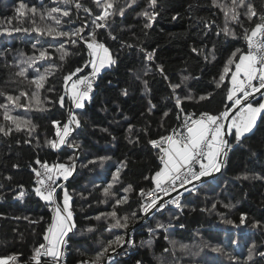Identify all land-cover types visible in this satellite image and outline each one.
I'll use <instances>...</instances> for the list:
<instances>
[{
	"label": "trees",
	"instance_id": "1",
	"mask_svg": "<svg viewBox=\"0 0 264 264\" xmlns=\"http://www.w3.org/2000/svg\"><path fill=\"white\" fill-rule=\"evenodd\" d=\"M111 2V15L100 21L104 9L95 0H0V127L11 129L0 132V260L35 261L36 249L46 244L55 214L36 195L35 174L41 164L52 163L70 172L56 193L62 209L65 191L70 197L75 225L65 240L66 264L103 263L110 254V264H264V111L240 140L235 131L229 134L222 171L185 190L180 211L159 207L141 222L140 208L141 192L151 190L163 170L162 148L151 141L177 126L180 109L195 115L230 109L232 77L247 53L244 32L251 35L262 23L264 0H245L244 6L240 0ZM248 4L258 13L251 20ZM228 9L239 14L237 20L232 12L226 16ZM144 11L158 13L151 27H145ZM77 30L80 36L56 35ZM93 32L111 62L98 70L84 107L74 109L79 125L73 123L61 144L57 133L73 108L72 79L94 70L86 43ZM40 75L45 79L37 88L33 81ZM251 102L262 104L264 92ZM117 220L127 226L114 227ZM116 236L123 240L109 247ZM98 253L103 255L97 261Z\"/></svg>",
	"mask_w": 264,
	"mask_h": 264
},
{
	"label": "snow or ice",
	"instance_id": "2",
	"mask_svg": "<svg viewBox=\"0 0 264 264\" xmlns=\"http://www.w3.org/2000/svg\"><path fill=\"white\" fill-rule=\"evenodd\" d=\"M97 5L101 6L104 11L103 14L97 16V20L104 21L106 18L111 15L108 11L110 8L113 7L111 0H95ZM133 3L136 0H132ZM233 4L236 3V0H232ZM213 3H216V0H213ZM156 4V0H150V6H154ZM245 0H240V5L244 6ZM220 7H224L223 5H219ZM25 5L21 3L20 9H23ZM76 7H81L80 4H77ZM248 12L246 15L248 19L251 20L252 17H256L258 13L256 12L253 5L248 4ZM32 12H35L36 9H31ZM60 9H52V12H59ZM228 12H232L231 19L237 20L239 14L235 13L233 9H228L226 11V16ZM69 13L64 11L63 15L67 16ZM121 15L123 14V10H121ZM158 13L156 12H148L144 11L142 13L148 19V23L145 24V27H151V21L154 20L155 16ZM259 20L262 23H257L255 27L251 30V35H248V30L245 29L244 38L247 41L249 51L246 55L240 56V62L236 64V73L237 75L243 72L244 76L246 77L245 81H237L236 75L232 77V83L235 86L234 89L230 90L228 93V99L232 100L235 105H240L243 100H247V98L254 92L260 91V89H264V14L259 15ZM59 23V21H57ZM96 27H103V24H96ZM20 31L21 29H16ZM39 31V29H35ZM23 31H28V29H23ZM228 35H234L233 32L229 31V29L225 28L223 30ZM49 35L53 34V30L48 31ZM80 30H77L73 33L67 32H57L56 35L59 36H80ZM260 34L261 39L255 40L254 38ZM93 40L92 42L87 43V47L92 50L93 53L97 52L98 49H102L105 58H108V49L105 48L102 44H98L95 42V33H92ZM115 39V37H113ZM75 43V41H72ZM195 51V49H194ZM258 54V55H257ZM41 57L45 56L44 52L40 53ZM235 55V53L233 54ZM153 54L148 53L147 59L151 60ZM63 59V55L61 56ZM34 58H29V63H31ZM233 60L229 59L228 64H232ZM261 65V67H257V65ZM104 61L101 60L100 66L103 67ZM94 72L98 71L95 64L93 65ZM38 71V70H37ZM80 71V69H77ZM225 73L229 71V68L224 69ZM259 73V75H257ZM20 76L25 75V70H21L19 73ZM72 75L70 74L66 77V80H71ZM45 79L44 75H40L35 81L37 88L43 87L41 83ZM187 79V78H186ZM224 76L220 77L222 81ZM258 80L259 84L254 85L252 81ZM85 84V80H78L71 85V96L75 102V106L77 108H83V100L88 97V93L91 90V85L88 84L84 90H81L78 85ZM178 87V86H175ZM247 89H250L247 90ZM238 92H243V98L237 96ZM22 95H26L22 93ZM35 95V94H34ZM236 97L234 100L233 98ZM204 99V97H201ZM9 101L13 100V97H8ZM18 101L19 98H16ZM61 105H63V97H60ZM177 104L180 103L179 98L177 99ZM0 107H4L0 105ZM264 111V103L260 104L258 107H253L252 103H247L246 106L242 109V116L240 119H234L231 124V128H235V138L240 140L244 137L247 133L251 132L253 127L255 126L257 116ZM229 113L227 111L223 112L221 116H211L207 113L201 115L199 119L192 120L190 123L188 120L185 121V127L187 134L184 135L182 133H174V135H169L163 138V142L168 144L167 148H162V151L165 153L166 159L164 156L161 157V160L164 162V169L160 172L156 173V188L153 189L154 192H164L165 195H168V189L163 187V182H167L173 190L175 189L176 181L180 182V187H184L185 184L191 183L194 180H199L201 177L210 175L213 170L219 171L222 161L219 159L224 149L228 146V142L223 139L222 131L224 130V123L223 119L228 117ZM6 119H12L13 123L16 122V118L9 117L6 115ZM28 123V122H25ZM54 123L59 124V121H54ZM75 123L77 126L79 125V120L72 116L69 120L68 124ZM68 124L64 126L63 136L59 143H64V137L68 135ZM19 127V126H17ZM11 129L5 131L3 127H0V132H4L5 135H8ZM230 131V129H229ZM60 134L59 131L57 133ZM153 145H159L160 142L158 141H151ZM53 147L57 146L56 142H52ZM226 154V153H225ZM206 159V162H205ZM39 163V161H37ZM199 164V171L196 170L195 165ZM47 168V165H45ZM57 167V166H53ZM58 169L62 171L64 174L65 179L67 175L70 174L69 170L65 167V165L61 164L58 166ZM119 172V169H117ZM37 175H40L37 173ZM56 178L55 173H46V179L50 183L47 185L44 191H41V188L44 187V181L41 180L39 183L41 187H37L35 189V193L38 196H41L46 201H52L53 194L55 192V187L53 185L54 179ZM116 177L114 176L113 179ZM108 188H105V193L107 194L109 191ZM131 186H129L130 188ZM127 190V189H126ZM21 196L23 193L20 194ZM141 195H146L145 193L141 192ZM147 195H151V193H147ZM69 196L67 192L64 193V205H63V212L66 213L62 214V209L58 206L56 208V215L54 217L53 224L49 227L48 233L44 239L48 241L47 246L41 244L39 248L36 249L35 254V261L36 264H40V258L42 255L48 256L52 258L53 264H58L62 256L61 247L65 244L64 237L72 230L75 226L74 222L72 221V212L69 210L68 200ZM162 197L157 195L156 200H152L149 202L145 207L144 211L147 212L152 207L156 206L158 200H161ZM119 203V201H118ZM172 203H176L177 207H179L178 201L174 200ZM115 216V213H112ZM127 219V218H125ZM126 224H121L119 220L116 221L114 227H126ZM159 227H163V225H158ZM123 240V237L116 236L115 240L109 241V247L113 244H117ZM40 249H44V252L41 253ZM108 249L105 248L104 252H107ZM103 253H98L97 261L102 257ZM264 255V253H261ZM8 259L15 260V257H9ZM249 259H251V253L249 254ZM0 264H7V260H0Z\"/></svg>",
	"mask_w": 264,
	"mask_h": 264
},
{
	"label": "built area",
	"instance_id": "3",
	"mask_svg": "<svg viewBox=\"0 0 264 264\" xmlns=\"http://www.w3.org/2000/svg\"><path fill=\"white\" fill-rule=\"evenodd\" d=\"M254 39H255V40H260V39H261L260 34H258L257 37H255ZM246 46H247V53H248L249 48H248V44H247V43H246ZM257 55H258V54H257ZM257 67L259 68V67H261V65L258 64ZM98 74H99L98 71H95V72H94V70H93V71H91L90 73H86V74H84L83 76L80 77V80H85V84L79 85V87H80L81 90H84L88 84L91 85V90L89 91V93H88V97L86 98V100L89 99V98L94 94V92H95V83H96V80H97ZM257 75H259V73H258ZM245 80H246V77H243V78L241 79V81H245ZM252 83H253L254 85H257V86H258L259 81H258V80H254V81H252ZM234 87H235V86H234ZM234 87H233V89H234ZM247 90L250 91V89H247ZM243 95H244L243 92H238V93H237V96L240 97V98H243ZM235 98H236V97H234L233 100H234ZM230 102L233 103L232 100H230ZM73 111H74V108H71V110L69 111L68 121H67L66 124H68V122H69V120L71 119V117L74 116V112H73ZM222 113H223V112H222ZM222 113H219V114H217V115H211V114H209V113H207V114H208V115H211V116H221ZM203 114H204V113H203ZM201 115H202V114L195 115V114H193V113H191V112H187V111H185V110H183V109H180V112H179V115H178V120H179V122H178L177 126H175L174 128L171 129L170 133H169L167 136H169V135H174V133H182V134L186 135L187 132H186V127H185V121L188 120V122L190 123L192 120L199 119V118L201 117ZM226 119H227V118H226ZM226 119H223V123H224V125H225ZM66 124H64L62 127L59 128V133H60L59 135H60V138H61V136H63L64 126H65ZM69 125H70V129L68 128V135H67L66 137H64V141L67 140V139L72 135V132H73V130H74V125H73V123H72V124H68V127H69ZM224 135H225V133H224V130H223V131H222V137H223L224 140H226L225 137H224ZM167 136H166V137H167ZM158 142H160V144L157 145V146H159V147H161V148H167V147H168V144L165 143V142H163V139L160 140V141H158ZM224 152H225V149H224ZM224 152H222L221 155H222ZM221 155H220V158H221ZM162 156H164V157L166 158L165 153H164L163 151H162V153H161V157H162ZM220 158H219V159H220ZM162 161H163V160H162ZM205 162H206V159H205ZM45 165H47V168L45 167ZM53 166H57V167H53ZM58 166H59V165H57V164H52V163H51V164H41V165L38 167V169H37V171H36V174H35V188H37V187H41V185H40L39 182H40L41 180H43V181H44V187L41 188V191H44L45 188L47 187V185L50 183V182L47 181V179H46V173H49V170L51 171V173H55L56 178L54 179V182H53V185H54V187H55V192H54V194H53V199H52V201H47V208H48V210L53 211L55 215H56V208L59 206L58 203H57V199H56V193H57V189H58V187H59L60 184H61V183H60L61 178L63 177V176H62V171L58 169ZM195 168H196L197 171H199V164H196V165H195ZM37 173H39L40 175H37ZM194 181H196V180H194ZM194 181H192V182H194ZM192 182H191V183H192ZM188 184H190V183H188ZM185 185H187V184H185ZM163 187H165V188L168 189V193H169L168 195H170L171 193H173V192L177 191L178 189L182 188V187H180V182H179V181H176V185H175V189H176V190H173L172 187H170L169 184H168L167 182H163ZM155 188H156V183H155L154 187H153L151 190H148V191H144V192H143V193H145L146 195H141L140 208H141V211H142L143 214H146L148 211H150L152 208L155 207V206L152 207V208L149 209L147 212L144 211V207H145L149 202H151L152 200H156V199H157V195H159V196L162 197V198H165L166 196H168V195H165L164 192H158V193H157V192H154L153 189H155ZM147 193H151V195H147ZM183 196H184V195H183V192L177 194V195L174 196L173 198L168 199V200H166L165 202H163V204L160 206V208L164 209V208L170 206V207H175L177 210L180 211V210L182 209ZM174 200L178 201V203H179V207H177L176 203H172V201H174ZM158 203H159V200H158L157 204H158ZM157 204H156V205H157ZM59 207H60V206H59ZM60 208H61V207H60ZM73 229H74V227H73L72 230H71L70 232H68V234L64 237V241H65L66 238L69 236V234L73 231ZM47 244H48V241L46 242L45 245L47 246ZM40 251H41V253H43V252H44V249H40ZM61 252H62V256H61L60 260L58 261V263H60V264H66L67 254H66V245H65V244L61 247ZM40 259H45V260H48V261H52V258H51V257L44 256V255H42ZM110 260H111V259L108 260V263H109V264H110ZM103 263H104V262H103ZM103 263H101V262L87 261V262H83V263H80V264H103Z\"/></svg>",
	"mask_w": 264,
	"mask_h": 264
},
{
	"label": "water",
	"instance_id": "4",
	"mask_svg": "<svg viewBox=\"0 0 264 264\" xmlns=\"http://www.w3.org/2000/svg\"><path fill=\"white\" fill-rule=\"evenodd\" d=\"M263 92H264V89H260V91H258L257 93H255L254 96H252V97L255 98V97L261 95ZM247 103H249V102H247ZM247 103H246V104H247ZM246 104H245V105H246ZM233 114H234V113H231V114L227 117L226 122H225V125H224L225 139H226L227 142H228V138H229L228 125H229V121H230V119L232 118ZM227 150H228V146L225 148V151H227ZM223 154H224V153H223ZM223 154L221 155V158H220V160L222 161V165H223V161H224V156H223ZM222 169H223V168H222V166H221L219 172L222 171ZM74 174H75V172L73 173V176H74ZM215 175H217V173H211L210 175L203 176V177H201L199 180H196V181H194V182H192V183H190V184H187V185H185L184 187H182V188L178 189L177 191L171 193L170 195L166 196L165 198H162L161 200H159V203H158L154 208H152L150 211H148V212L144 215V217H143V219L141 220V222H143L146 218H148V217H150L151 215H153V214L155 213V211H156V210H157V209L163 204V202H165L166 200L173 198V197L176 196L177 194H179V193H181V192H184V191L187 190L188 188H190V187H192V186H194V185H197V184L200 183V182H203V181H206V180H208V179H211V178L214 177ZM132 228H133V227H131V228L129 229V232H128L126 238H125V242H124L123 246L118 250L119 252L122 251V249H123V248L127 245V243L129 242V240H130V231L132 230ZM113 255H114V254H110V255L107 257L106 261H105L103 264H109V263H108V260H109ZM17 264H36V261L23 262V263H17ZM40 264H53V262H52V261H48V260H45V261L40 260ZM58 264H60V263H58Z\"/></svg>",
	"mask_w": 264,
	"mask_h": 264
},
{
	"label": "crops",
	"instance_id": "5",
	"mask_svg": "<svg viewBox=\"0 0 264 264\" xmlns=\"http://www.w3.org/2000/svg\"><path fill=\"white\" fill-rule=\"evenodd\" d=\"M247 54V53H246ZM246 54H244V55H246ZM239 62H240V60H239ZM238 62V63H239ZM237 63V64H238ZM97 67H99V65L98 66H96V68ZM98 69V68H97ZM99 70V69H98ZM234 75H236V77H237V81H241V79L243 78V77H245L244 76V74H243V72H241V73H239L238 75H237V73H236V69H235V72H234ZM233 75V76H234ZM73 83V82H72ZM72 83H71V85H72ZM70 85V86H71ZM255 93H257V92H254V93H252L248 98H247V100H243L242 99V103L240 104V105H235L234 103H232L231 105H230V109L227 111L228 113H229V115L231 114V113H234L233 114V116H232V118L230 119V121H229V125H228V132H229V134L230 133H232V131H235V128H231V124H232V121L234 120V119H240L241 118V116H242V109L246 106L245 104L247 103V102H249V103H252L251 102V100L253 99V97L252 96H254V94ZM69 96H70V98L72 99V96H71V87L69 88ZM85 100L86 99H84L83 100V104L85 103ZM74 102V100L72 99V103ZM264 103V102H263ZM253 105V104H252ZM253 107H258V106H254L253 105ZM74 108H77V107H74ZM261 114V113H260ZM260 114L257 116V119H256V123L258 122V119H259V117H260ZM228 115V116H229ZM256 123H255V125H256ZM255 127V126H254ZM253 127V128H254ZM69 129H70V125H69V127H68ZM229 129H230V131H229ZM253 130V129H252ZM248 134V133H247ZM224 137H225V135H224ZM61 139V138H60ZM220 158V157H219ZM166 159V158H165ZM163 169H164V162H163ZM64 174H62V176H63ZM70 198V197H69ZM63 204H64V201H63ZM68 205H69V210L71 211V199H69L68 200ZM62 209V208H61ZM72 212V211H71ZM62 214H65L66 215V213H64L63 212V209H62Z\"/></svg>",
	"mask_w": 264,
	"mask_h": 264
},
{
	"label": "rangeland",
	"instance_id": "6",
	"mask_svg": "<svg viewBox=\"0 0 264 264\" xmlns=\"http://www.w3.org/2000/svg\"><path fill=\"white\" fill-rule=\"evenodd\" d=\"M92 57H93V59H92V67H93L94 64H95V66L99 65V67H97L99 70L103 69L104 67H107L110 64V62H111V54H110V52L108 51V58L106 59L105 58V54H104L102 49H98L97 52H95V53L92 52ZM101 60L104 61L103 67L100 66ZM78 80H80V77L77 78V79H72V82L74 83V82H76ZM78 87H79V85H78ZM71 104H73V108L76 107L75 106V102L72 103V99H71ZM74 109H76V108H74ZM3 260H6V259H3ZM7 263H8V261H7Z\"/></svg>",
	"mask_w": 264,
	"mask_h": 264
},
{
	"label": "bare ground",
	"instance_id": "7",
	"mask_svg": "<svg viewBox=\"0 0 264 264\" xmlns=\"http://www.w3.org/2000/svg\"><path fill=\"white\" fill-rule=\"evenodd\" d=\"M36 189V188H35Z\"/></svg>",
	"mask_w": 264,
	"mask_h": 264
}]
</instances>
